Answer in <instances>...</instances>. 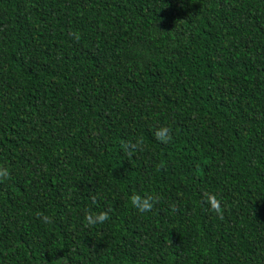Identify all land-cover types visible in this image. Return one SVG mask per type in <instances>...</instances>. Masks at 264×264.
I'll list each match as a JSON object with an SVG mask.
<instances>
[{
	"label": "trees",
	"instance_id": "obj_1",
	"mask_svg": "<svg viewBox=\"0 0 264 264\" xmlns=\"http://www.w3.org/2000/svg\"><path fill=\"white\" fill-rule=\"evenodd\" d=\"M0 168V264H264V0H0Z\"/></svg>",
	"mask_w": 264,
	"mask_h": 264
},
{
	"label": "clouds",
	"instance_id": "obj_2",
	"mask_svg": "<svg viewBox=\"0 0 264 264\" xmlns=\"http://www.w3.org/2000/svg\"><path fill=\"white\" fill-rule=\"evenodd\" d=\"M75 38L79 40V35H76ZM156 139L161 141L162 143H168L171 139L170 130L167 127H162L155 131L154 133ZM125 150L131 155L132 152L137 150H143V140L137 139L135 143L129 141L125 144ZM9 177V172L7 169L0 168V181L7 179ZM204 202L210 206V209L214 211L221 219L223 218V209L221 206V200L216 197L213 193H205L204 194ZM155 201V197L153 196H140L138 194H134L130 197V203L133 207H135L140 212L150 211L153 203ZM45 223H51V219L48 216H43L38 213ZM109 219V215L107 212H99V213H86L85 222L87 225H96L103 224L105 221Z\"/></svg>",
	"mask_w": 264,
	"mask_h": 264
}]
</instances>
